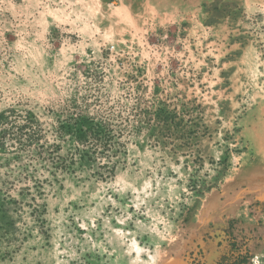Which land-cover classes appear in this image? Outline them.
Listing matches in <instances>:
<instances>
[{
	"label": "rangeland",
	"instance_id": "1",
	"mask_svg": "<svg viewBox=\"0 0 264 264\" xmlns=\"http://www.w3.org/2000/svg\"><path fill=\"white\" fill-rule=\"evenodd\" d=\"M159 101L174 119L144 125ZM11 109L0 264H216L232 237L264 264V0H0ZM29 111L44 149L18 144ZM85 118L113 175L56 137Z\"/></svg>",
	"mask_w": 264,
	"mask_h": 264
},
{
	"label": "trees",
	"instance_id": "2",
	"mask_svg": "<svg viewBox=\"0 0 264 264\" xmlns=\"http://www.w3.org/2000/svg\"><path fill=\"white\" fill-rule=\"evenodd\" d=\"M158 105L155 109H144L142 110L143 123H148L151 119H154L157 123L156 126L167 127L170 120L174 119L172 115V111L168 109V106L165 102L159 101ZM8 113V114H7ZM15 113L14 110H10L8 112L0 113V126L4 125L5 122H10L11 115ZM25 117L27 119V124H23L20 128L21 132L17 139L18 144L26 148L30 144L37 142L40 143L39 146L41 149H44V144L40 141V128L38 124V119L32 112H25ZM154 125V126H155ZM36 129H31V127ZM149 127V126H148ZM153 127V126H151ZM150 127V128H151ZM139 128V127H138ZM31 129V130H30ZM30 130V132L28 131ZM6 129L4 127H0V134H4ZM57 139H61L62 141L71 140L72 149L69 150L70 156L69 161L73 163L74 161H79L80 166L87 164H97V167L100 169L96 170V174L100 177H107L109 175H113L114 173V164H108V161L97 160V156H93L92 154H106L105 152L111 148L112 135L111 131L108 127H105L98 122H93L87 118L83 119V121H78L74 126H71L69 122H62L57 125ZM68 136L66 138L65 136ZM52 147L56 149L60 148L59 144L52 143ZM99 150V151H96ZM53 152V151H52ZM77 157V159H72V157ZM109 156V155H107ZM41 158L44 159L41 155ZM102 161V163H101ZM70 163V164H71ZM65 166V164L58 163L54 167L61 168ZM105 168L106 170H104ZM107 174V175H105ZM9 214L3 203H0V240L2 236L5 235V232H8V227L10 226ZM230 251L228 254L223 255L220 260L216 264H246L249 259V250L246 246L240 247L237 243L236 239L232 237L230 241Z\"/></svg>",
	"mask_w": 264,
	"mask_h": 264
},
{
	"label": "bare ground",
	"instance_id": "3",
	"mask_svg": "<svg viewBox=\"0 0 264 264\" xmlns=\"http://www.w3.org/2000/svg\"><path fill=\"white\" fill-rule=\"evenodd\" d=\"M136 249H137L138 252L140 251V248H139V246H137V245H136Z\"/></svg>",
	"mask_w": 264,
	"mask_h": 264
}]
</instances>
